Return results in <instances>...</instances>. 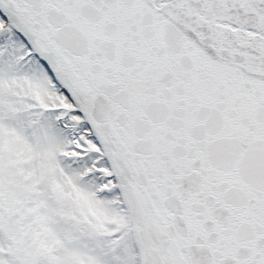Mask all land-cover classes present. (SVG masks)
Wrapping results in <instances>:
<instances>
[{
  "label": "snow or ice",
  "instance_id": "snow-or-ice-1",
  "mask_svg": "<svg viewBox=\"0 0 264 264\" xmlns=\"http://www.w3.org/2000/svg\"><path fill=\"white\" fill-rule=\"evenodd\" d=\"M0 264H264V0H0Z\"/></svg>",
  "mask_w": 264,
  "mask_h": 264
}]
</instances>
